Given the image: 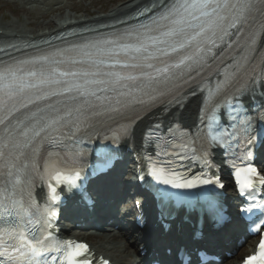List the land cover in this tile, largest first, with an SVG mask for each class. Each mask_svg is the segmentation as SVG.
Here are the masks:
<instances>
[{
	"label": "snow or ice",
	"instance_id": "obj_1",
	"mask_svg": "<svg viewBox=\"0 0 264 264\" xmlns=\"http://www.w3.org/2000/svg\"><path fill=\"white\" fill-rule=\"evenodd\" d=\"M254 10V0H158L140 14L146 19L134 25L93 38L76 34L79 41L65 47L0 61V180L5 182L0 191V264H94L86 243L60 240L51 232L57 215L51 205L60 199L57 187L78 186L83 153L51 151L41 171L39 148L45 141L59 146L64 139L91 137L105 128L114 132L115 141L127 132L121 120L132 123L140 111L171 103L209 74L220 78L209 90L207 131L177 127L167 135L145 133L156 149L147 157V175L174 192L223 189L220 177L203 169L212 167L211 147H230L236 136L214 127L221 102L231 103L227 97L233 89L246 93L264 83V59L257 63L249 55L256 37ZM235 127L247 135L250 117ZM257 139L247 135L246 142ZM245 158L252 159L250 150ZM111 159L104 154L106 164ZM197 162L202 170L190 174L188 164ZM233 167L241 195L254 191L257 183L264 186V175L255 166ZM33 175L49 191L43 209L33 199ZM255 230L264 231V225ZM257 247L258 254L244 264H264V236Z\"/></svg>",
	"mask_w": 264,
	"mask_h": 264
},
{
	"label": "bare ground",
	"instance_id": "obj_2",
	"mask_svg": "<svg viewBox=\"0 0 264 264\" xmlns=\"http://www.w3.org/2000/svg\"><path fill=\"white\" fill-rule=\"evenodd\" d=\"M2 1L6 2V4L16 6V9L18 8L24 13V15H26L28 21L24 19L20 22L18 19L20 25L16 26L14 20H6V17L2 14L0 19V40H35L46 38L71 28H80L85 25L92 24L98 25L124 19L138 8L147 3H151L153 0H122L114 4V6H112L108 11L103 10L104 8L102 7L96 8L93 11L88 10L87 7H84L83 9L81 8L82 2L87 1V5L89 6L97 3L98 0ZM64 9L74 11L76 14L64 13ZM80 11L85 12L88 15H78L77 13ZM46 18L47 20L45 21ZM31 19H33L34 23H37L36 26L31 22ZM39 19H44V21L42 20L41 22H38ZM31 25L35 26L36 28L30 27ZM262 40L264 42V36ZM252 97L254 99H258L257 95H252ZM247 101H250V98ZM199 106L200 96H195L188 100L182 108H172L171 106H165L141 116L136 122L125 144V147H129L132 150L131 154L127 156L129 157L127 160L130 161L132 158V153L138 150L143 131L150 124H152L155 119H161L165 122L172 119L186 128L193 127L195 125ZM218 156L219 155H217L216 160H219ZM125 165L126 164L123 166ZM261 172L264 174V167H261ZM135 180L134 165L130 163L125 167V170L122 166H120V168H118V170L111 176L107 177L102 182L94 184L93 189L95 188L98 193L102 194L106 201L115 200V206H117L124 198L129 199L130 196L136 192L135 186L133 185ZM128 183L130 185H128ZM224 192L227 194L225 203L228 206H231L232 202L235 200V192L231 190V184L227 181ZM37 195H41L40 189H37ZM132 204V200L127 203H123L121 205L122 210L131 209ZM149 205L145 207L144 211L146 213H149ZM111 211V209H104L102 206H100L96 213V222L101 226L102 223L111 220ZM72 214H75V212L73 211ZM61 225L66 228L71 227L69 223L62 222ZM101 228L104 229H102L101 234H96L93 231H89L87 233L71 232L68 235L69 237L78 241L87 243L95 255L102 256L104 259L109 260L111 264H138L140 259L137 254V248L140 244L136 245V248L132 250L130 247H128V245L124 244L123 239L117 233L110 232V225H103ZM151 230V233L146 232L143 234L145 242L150 249L151 255L162 258L163 264H175L172 258L164 256L161 254V251L166 250L167 248L179 246L183 239H186L187 237V228H182V235H176L173 232L172 234L163 238L158 235L155 230ZM240 233L241 227L237 224H231L222 232L215 235L208 233L205 245L214 248L215 250H220L224 248L225 243L227 244L233 238L239 237ZM137 237L138 234H134L131 240L133 241ZM257 241L258 238H250L247 240L242 247L235 251L232 258L226 260L223 264H239L242 258L254 252Z\"/></svg>",
	"mask_w": 264,
	"mask_h": 264
},
{
	"label": "rangeland",
	"instance_id": "obj_3",
	"mask_svg": "<svg viewBox=\"0 0 264 264\" xmlns=\"http://www.w3.org/2000/svg\"><path fill=\"white\" fill-rule=\"evenodd\" d=\"M120 1H122V0H114V1L113 0H98L97 3L89 5V6L87 5L88 2L86 1V2H82L81 3V5H82L81 8L83 9L84 7H87L88 10L93 11L96 8L102 7V8H104L103 10L108 11L112 6H114V4H116V3L120 2ZM77 3H78V1H77ZM63 12L64 13H70V14H76V12L70 11V10H67V9H64ZM12 13H14V15H12ZM2 14L6 17V20H14L16 26H19L20 22L23 21L24 19L26 21H28V19L26 18V15H24V13L21 10H19L18 8L16 9V6H12V5H9V4H4L3 1H0V19H1ZM77 14L78 15H82V16L88 15L87 13L81 12V11L78 12ZM18 19L20 20V22H19ZM42 20L44 21V19H39L38 22H41ZM46 20H47V18L45 19V21ZM31 22L35 26L37 25V23L33 22V19H31ZM35 26L31 25L30 27L36 28Z\"/></svg>",
	"mask_w": 264,
	"mask_h": 264
}]
</instances>
